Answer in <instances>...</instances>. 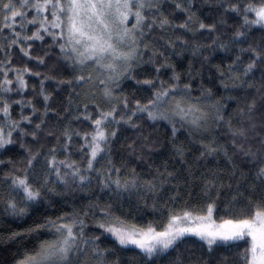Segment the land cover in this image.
<instances>
[{"label":"snow or ice","instance_id":"snow-or-ice-1","mask_svg":"<svg viewBox=\"0 0 264 264\" xmlns=\"http://www.w3.org/2000/svg\"><path fill=\"white\" fill-rule=\"evenodd\" d=\"M0 213V264H264V0H0Z\"/></svg>","mask_w":264,"mask_h":264},{"label":"trees","instance_id":"trees-1","mask_svg":"<svg viewBox=\"0 0 264 264\" xmlns=\"http://www.w3.org/2000/svg\"><path fill=\"white\" fill-rule=\"evenodd\" d=\"M229 23H232V20H229ZM206 42V41H204ZM34 49H35V52L33 53L34 55H37V54H42L41 52V45L39 44H36L34 45ZM207 54V53H205ZM224 58V54H218L213 60H212V63H218L221 61V59ZM187 59H191L190 56H187L186 55V58L183 60V62H181L180 60H175L176 64H177V70H181L182 68L186 67V64H187ZM15 64L17 65H23L25 63H27V61L23 60L19 54H16L15 56V59L13 61ZM54 61H49V64L53 63ZM226 62H230V61H226ZM29 67L33 68L34 70H37V71H41V72H44V71H47L46 68H43V67H37L35 64H31L29 63L28 64ZM55 74V73H53ZM170 75V73L168 74H165L163 76L164 79H167V76ZM207 83V80L205 81ZM29 83L30 84H37L38 85V78H29ZM133 83L131 81L127 82L125 84V89L127 90H130L131 87H133ZM211 87V85H209ZM46 87L48 88V90L50 92H53L54 91V85L51 84V83H48L46 84ZM214 91H216V89H214ZM196 95H198V92L197 93H194ZM218 95L220 94L219 92L217 93ZM54 95L55 92H54ZM26 96L29 97V98H33L35 103L37 104V107L39 108H42L43 105L40 103L39 99L35 98V94H33L32 92H27L26 93ZM16 99H19V97H15ZM62 100V97L59 96V95H56V103L53 105V107H61L60 105V101ZM18 111V108H14L13 109V114L15 115V113ZM27 114V113H26ZM52 123H55V121L53 120H49V124L51 125ZM74 127H77V128H80L81 130H84L87 128V125H81V124H74ZM145 129L146 131H151L154 133L153 135V139H156L158 138L161 142H164L166 139H167V135H168V129L165 127V122H161L160 124H158L155 128H153L150 124H145ZM126 136H133L134 133L133 132H126L125 133ZM180 140L181 141H185L186 138L184 136H181L180 137ZM124 141L122 140L121 143H123ZM47 143H52L51 141H48ZM194 151V155H198L197 152ZM147 155V154H146ZM170 157H172V159H175L174 157V154L172 153L171 151V148H167V149H162L158 155H153L151 156L147 163L152 165L153 167H159L164 161H168L169 165L172 164V159H170ZM74 159H80L79 156H74L73 157ZM189 160V163H192V157H189L188 158ZM132 166L136 167L137 169V172L138 173H145V172H148V168H146L144 165H139V164H136L135 162H132ZM177 168L180 167L179 164H176L175 165ZM208 167L209 168H215L216 167V164L215 163H209L208 164ZM220 167L221 168H224L225 171H227V168H226V165L224 164H220ZM169 170H172L171 167H169ZM201 171H203V166H201ZM144 178H149L147 176H145ZM93 189H95V185H92L91 186ZM84 197H88V194L87 193H82V192H75V193H70L69 194V197H68V204H69V207H66L64 208L63 210L64 211H71V205L73 204L74 202V198L75 199H78L79 200V203L76 204V206L79 208L81 207L83 204H86L87 203V199H85ZM88 198H91V197H88ZM109 197L108 196H104V200H108ZM103 203V201H101ZM150 212V210H149ZM48 215H58L59 213L56 212V213H52V212H49L47 213ZM150 218V216H149ZM31 223V220H28L27 223L23 222V221H17L15 220L14 218H11V217H5L2 213H0V231H3L4 229V226L5 224H11L12 228H19V227H27L28 224ZM111 241H109L110 243ZM15 250V249H13ZM129 255H131V253H129ZM0 258H3V259H8L10 260V256H8L7 253L3 252L2 249H0Z\"/></svg>","mask_w":264,"mask_h":264}]
</instances>
